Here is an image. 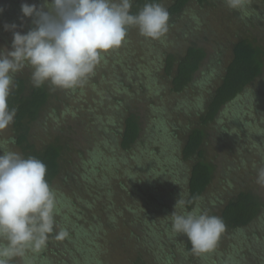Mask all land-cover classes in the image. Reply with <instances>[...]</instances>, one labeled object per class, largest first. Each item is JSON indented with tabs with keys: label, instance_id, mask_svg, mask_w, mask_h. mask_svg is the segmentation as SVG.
<instances>
[{
	"label": "rangeland",
	"instance_id": "374dc122",
	"mask_svg": "<svg viewBox=\"0 0 264 264\" xmlns=\"http://www.w3.org/2000/svg\"><path fill=\"white\" fill-rule=\"evenodd\" d=\"M243 1L242 9L257 16V22L250 23L242 12L235 15L226 0H212L204 5L191 0L187 13L175 18L169 16L168 31L158 39L143 37L134 26L129 44L104 54L94 71L77 85L84 87L83 93L80 96L81 91L76 93V102L67 104L70 109L87 111L91 108L86 122L89 127L102 128L101 136L95 138L80 127L76 128L74 136H69L64 171L53 187L56 204L52 231L47 234L41 249L28 250L24 258L17 257L19 264H81L76 260V257L80 258L78 250L81 248L92 252L93 261L106 257L110 264H132L133 247H138V243L135 246L130 243L131 234L140 235L139 248L151 251L159 260L164 259L165 254L184 252L187 237L173 232L172 214L189 212L185 209V202L194 162H184L181 149L189 129L198 125V117L193 115L190 119L184 109L194 110L210 91L196 88L184 96L172 93L171 80L164 78V57L167 53L182 57L195 45L203 48L207 60L197 76L198 80H203L210 72L211 68H205L210 61L218 64L220 75L224 74L239 37H255L264 48V3L262 0ZM30 3L39 7L43 0ZM173 3L174 0H167L163 7L168 11ZM15 8L14 1L6 2L0 6L3 10L0 15L11 16ZM20 16L15 31L26 34L33 24L31 18ZM183 31L184 36L178 38ZM12 38L13 31L0 26V50L10 51ZM27 70L23 68L21 71ZM135 75L143 84L134 82L136 86L127 93L128 96L120 97V90ZM149 76L156 78L155 84L162 90L153 95L154 106H150V102L148 105L138 102L153 89L145 82H149ZM58 93L61 95L62 91ZM251 93L260 103L257 111L248 108L252 105L248 100ZM237 101L246 104L240 105L244 109L241 115L245 126L229 113L231 121L226 131L207 128L205 159L217 168L197 209L209 215H219L221 209L241 191L251 190L264 202V186L257 183L258 171L264 169V75ZM55 103L52 101L42 113V122L46 124L41 122L40 126L33 127L31 139L38 147L50 140L43 128H52L55 118L63 113V107L57 109ZM130 111L140 115L145 135L132 151L122 153L119 147L110 143V136L120 141L118 114L127 115ZM13 138L12 122L0 131V147L19 153L11 142ZM228 140L235 141V145H224ZM249 160L253 162L250 165ZM76 165L80 167L76 168ZM254 165L258 170L255 174L249 173ZM73 168L78 170V185L66 176ZM179 200L181 203L177 204ZM61 231L67 234L57 239ZM147 234L158 235L161 238L159 243L151 242ZM185 257L184 264H264V210L248 229L223 234L210 251L185 254Z\"/></svg>",
	"mask_w": 264,
	"mask_h": 264
},
{
	"label": "trees",
	"instance_id": "16d2710c",
	"mask_svg": "<svg viewBox=\"0 0 264 264\" xmlns=\"http://www.w3.org/2000/svg\"><path fill=\"white\" fill-rule=\"evenodd\" d=\"M12 1L15 2V13L11 16L7 14L5 17L0 15V26L3 28H5L6 25L10 26L12 24H16L17 27H19V22H16V20L21 17V5L24 3H22V0ZM25 1L30 5L31 1L34 2V0ZM166 1L167 0H132L129 11L130 14L136 15L145 4L159 3L163 6ZM196 1L200 5H204L210 3L212 0ZM262 1L264 3V0ZM6 2L9 3L11 0H0V6L6 4ZM190 2L191 0H174V3L168 10L169 16L175 18L187 13V6ZM247 2L249 1L247 0ZM242 4H244V1ZM234 11L235 15L242 12L248 17L250 23L257 22L258 17H255L253 14H247L246 11L242 9V6L238 9H234ZM133 28L134 25L127 27V35L122 43V48H125L129 44V36L131 35ZM9 30L10 29H8V31ZM183 34L184 31L178 34V38H182L184 36ZM162 41L163 40L160 39V42ZM206 60V51L195 45L194 47L188 48L187 51L183 53L182 57H177L176 54L167 53L163 62L164 78L171 80L172 93L184 96L189 90H194L196 88H198L197 90L199 91H210L209 95L200 99L201 102L197 104L194 110L188 111L184 109L187 113L186 115L189 116L190 119L193 115L198 117V125L196 126L194 124L193 128L189 129L190 132L185 138H183L184 145L181 149L183 161L189 162L192 160V162H194L189 175L187 199L185 202V209L189 212L197 209L198 203L211 185L216 174L217 167L213 163L207 162L205 159L204 146L209 136L207 128L214 127L217 132H223V130L226 131V129H228V124L231 121V117L228 115L229 113L233 114L235 119L238 118L244 125L242 120L243 115H241V112L244 114V109L240 105L243 104L246 106V104L242 102L240 103L237 100L246 93L250 86L264 75V48L258 43V40L252 36L239 37V40L233 46V58L229 65H227L224 74L220 75L217 71L218 64H215L214 61H210L205 67L206 69L211 68L208 76L203 80H198L197 76L202 71V66ZM25 69L28 70L24 72L19 71L15 74L14 83L11 87V92L7 101L10 109H16V115L13 120L14 138L12 141H14L13 144L17 147V150L22 157H35L46 165L47 172L45 178L53 189L55 182L62 176L64 171L63 161L64 157L67 156L66 152L69 151V136H74V134H76V128L80 127L85 133H92L93 137L98 138V136H101L99 132L102 128L88 126L87 114L91 108H87V111H83L78 108L70 109L68 105L69 101L76 102V93L81 91L79 93L80 96V94L83 93L82 91L84 87L76 86L72 90H62L53 88L49 84H44L37 88L31 81V69L29 67H25ZM138 77V75H135V77L129 81L130 83H126L127 85L125 88L120 90L122 92L120 97H122V95L126 96L127 93H129V91L137 84H143V81ZM148 80L149 82H152H145L153 89L147 94H144L138 102L145 105H148L150 102L151 104L149 105L154 106L153 95L156 93L159 94L162 90L155 84V77L149 76ZM216 81L218 83L215 86ZM209 84L212 85L210 86ZM206 86H208L209 89H206ZM154 88H157V91H154ZM58 91H62L61 95ZM151 99L152 101H150ZM248 100H250L252 104L249 105L250 107L248 108L257 111L260 106L257 96L251 93ZM52 101L57 103H55L57 109L63 107V113L55 118V124L52 128H43L46 132V136L50 138V140L42 147H38L32 142V130L34 126L41 125L43 118L42 113ZM232 106L236 107L234 109H229V107ZM117 120L119 121V124L121 123V128L118 130L120 141L115 137L110 136V143L113 144V146L119 147V151L122 153H128L143 141L145 135L143 123L140 115L136 111H130L127 115H122L121 112L118 114ZM42 123L46 124L45 121ZM105 131L106 130L104 129L103 132ZM168 140L169 139L166 141L169 142ZM234 142L231 140L224 141V145L232 144V146H234ZM95 151L99 152L98 150ZM174 162L172 161V163ZM252 163V161H248L249 165ZM81 164L82 163H80V165ZM80 165H76V168L80 167ZM76 168H73L66 176L69 177L70 180L72 179L73 181H71L75 185H78L79 180L76 175L78 174V170ZM257 170L258 168L255 165L251 166L249 173L255 174ZM263 210L264 202L259 196L255 195L251 190L241 191L221 209L219 215H214L221 218L225 225L224 231L220 236L226 233L239 232L248 229L257 221L263 213ZM134 230L138 229L134 227ZM158 232L163 234V231L159 230ZM147 235L150 241L155 244H158L160 241L159 239H161L156 234ZM130 237V243H134V246L138 243V247H133L135 251H132L133 257L130 261L132 264H184L186 258L185 254H202L193 252L191 244L186 238L183 253L177 252L176 254H165L164 259L159 260L160 258L153 256L151 251L139 248L142 242L140 235L135 236L131 234ZM142 238L145 239L143 236ZM78 253L80 258L76 257V260L81 264H110L106 257L100 260L95 259V261H93L91 259L92 252L87 251L85 248L78 250ZM10 264H19V259L17 257L12 259Z\"/></svg>",
	"mask_w": 264,
	"mask_h": 264
},
{
	"label": "clouds",
	"instance_id": "9594fccd",
	"mask_svg": "<svg viewBox=\"0 0 264 264\" xmlns=\"http://www.w3.org/2000/svg\"><path fill=\"white\" fill-rule=\"evenodd\" d=\"M226 3L236 9L243 0ZM130 8V0H43L39 7L22 4V17L31 18L33 27L21 34L15 31L16 24L5 26L13 31V38L10 51L0 50V131L16 115L7 101L14 76L23 68L31 69V81L37 88L49 84L72 90L94 71L104 54L122 45L128 26L138 27L148 39H158L168 31L169 12L161 4H145L136 15L130 14ZM0 151V264H10L46 243L53 228L56 196L41 160L24 158L3 147ZM257 183L264 186V169L258 171ZM172 216L173 232L185 235L196 253L213 248L225 227L221 218L198 209ZM66 234L61 231L57 239Z\"/></svg>",
	"mask_w": 264,
	"mask_h": 264
}]
</instances>
